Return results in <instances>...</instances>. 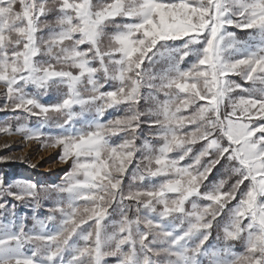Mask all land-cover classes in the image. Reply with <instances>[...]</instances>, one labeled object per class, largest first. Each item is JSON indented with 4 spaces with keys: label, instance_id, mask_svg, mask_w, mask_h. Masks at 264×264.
I'll return each mask as SVG.
<instances>
[{
    "label": "snow or ice",
    "instance_id": "snow-or-ice-1",
    "mask_svg": "<svg viewBox=\"0 0 264 264\" xmlns=\"http://www.w3.org/2000/svg\"><path fill=\"white\" fill-rule=\"evenodd\" d=\"M0 96L71 164L0 177V264H264V0H0Z\"/></svg>",
    "mask_w": 264,
    "mask_h": 264
},
{
    "label": "rangeland",
    "instance_id": "rangeland-1",
    "mask_svg": "<svg viewBox=\"0 0 264 264\" xmlns=\"http://www.w3.org/2000/svg\"><path fill=\"white\" fill-rule=\"evenodd\" d=\"M231 30L236 31L241 39L248 38V32H240L236 29ZM55 99L56 97L54 94L42 98L44 103H53ZM2 104L3 97L0 96V106H2ZM6 120L12 121L13 125H15L12 113L0 112V123ZM31 123L35 124V119H33ZM59 155L60 149L58 148L42 147L41 144L36 141L25 143L23 138L18 135L8 136L0 134V157L11 156L15 158L7 162L0 161V177H4L9 181L14 179L31 180L45 185L59 183L64 173L71 167L70 163L61 162ZM21 158H25V162H22ZM33 164L36 165L35 168L30 166ZM44 167L46 170L41 171L40 169ZM218 175L219 173L216 171L211 180L217 179ZM45 203L47 204L48 202ZM23 212L27 213L29 216L28 225L31 227V210L24 208ZM46 215V208L37 210V216L39 218L42 219ZM213 235H215V232ZM212 242L215 243L214 240ZM237 250H239V246ZM109 264H114L112 258H109Z\"/></svg>",
    "mask_w": 264,
    "mask_h": 264
},
{
    "label": "bare ground",
    "instance_id": "bare-ground-1",
    "mask_svg": "<svg viewBox=\"0 0 264 264\" xmlns=\"http://www.w3.org/2000/svg\"><path fill=\"white\" fill-rule=\"evenodd\" d=\"M26 149H27V148H26ZM40 170H41V171H45V170H46V168L44 167V168H41Z\"/></svg>",
    "mask_w": 264,
    "mask_h": 264
},
{
    "label": "trees",
    "instance_id": "trees-1",
    "mask_svg": "<svg viewBox=\"0 0 264 264\" xmlns=\"http://www.w3.org/2000/svg\"><path fill=\"white\" fill-rule=\"evenodd\" d=\"M215 173H216V171L214 170V173H213L212 177L214 176ZM212 177L210 179H212Z\"/></svg>",
    "mask_w": 264,
    "mask_h": 264
}]
</instances>
